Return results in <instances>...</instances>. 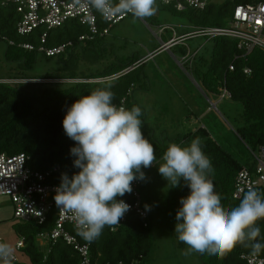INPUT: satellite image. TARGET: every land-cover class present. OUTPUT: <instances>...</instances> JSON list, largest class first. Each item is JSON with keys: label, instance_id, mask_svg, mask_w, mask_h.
<instances>
[{"label": "trees", "instance_id": "trees-1", "mask_svg": "<svg viewBox=\"0 0 264 264\" xmlns=\"http://www.w3.org/2000/svg\"><path fill=\"white\" fill-rule=\"evenodd\" d=\"M260 3H264V0H222L210 3L204 10L188 9L180 13L193 27L192 33H196L204 28H229L237 6ZM21 19L22 16L16 6L5 5L0 0V42L6 43L5 62L16 64L17 68L13 70L19 71L8 79L0 78V155L7 157L27 155L30 158L28 162L30 169L42 174L50 173L47 184L59 186L63 173L71 177L78 171L73 167L75 158L69 154L75 142L66 136L62 120L68 107L81 96H87L98 88H110L115 94L113 103L116 105L125 101L128 110L133 106L140 107L142 133L145 137L152 134L155 139L152 130L154 126L148 121V114L140 95L138 97L135 95L136 90L139 93H146L145 88L150 86V80L144 82L147 74L142 70L150 60L138 64L146 57L143 59L134 53L128 57L107 60L108 47L104 44L106 36H98L88 42L80 41V37L87 34V29L77 21L67 22L62 27L50 31L38 28L29 35L21 36L17 31ZM46 32V43L42 44L41 39ZM206 40L211 46V50L207 49L208 58L189 54L187 46L183 44L184 41L174 47L181 46L179 47L181 55L187 58L184 61L190 60L195 72L199 73V66L208 67L207 71L199 76L202 88L208 95L226 99L227 96H224L226 91L232 102L242 106L237 119L239 126L236 134L255 159L264 147V48L256 46L248 52L245 48H239V39L231 37L221 36ZM68 44L70 45L67 46ZM24 45H30L34 49L28 50ZM41 46L48 49L67 47L61 55L46 57L39 51ZM39 58L55 60L58 72L31 77L27 72L35 69ZM95 65L102 68L91 72V66ZM231 66L233 70L230 69ZM131 68L133 69L127 72ZM246 70H249V73H246ZM98 79L111 80L101 83L86 82ZM219 111L221 112L220 109ZM195 128V131H187L170 143L186 146L195 137L201 138L203 150L214 168V174L210 178L222 198L224 210L230 211L238 206L242 199L234 198L239 174L243 170L255 173L256 160L254 167L243 165L223 148L206 127ZM165 139H168L167 136L166 138L161 136L162 142L155 139L157 144H163L164 153L168 148ZM141 188L142 181L138 195L140 209L147 214L146 218L133 211L115 230H112L115 225L105 227L101 236L91 242L79 235L80 230L70 229L82 244H90L92 264H148L153 247L149 224L151 213L145 210L141 202ZM259 192L264 193V188ZM118 199L131 204L137 201L133 193L125 194ZM53 223L54 220L49 218L48 223L43 226L21 223L13 225L20 239L24 238L26 243L25 249L20 251L22 257L16 264H80L78 253L61 240L52 246L49 253L46 247L41 248L38 235L50 231ZM259 226L264 234V221H260ZM199 254L203 264H246L242 256L254 253L250 246L237 245L232 251L220 257L213 256L207 251ZM255 254L264 257V251Z\"/></svg>", "mask_w": 264, "mask_h": 264}, {"label": "clouds", "instance_id": "clouds-1", "mask_svg": "<svg viewBox=\"0 0 264 264\" xmlns=\"http://www.w3.org/2000/svg\"><path fill=\"white\" fill-rule=\"evenodd\" d=\"M105 18L131 14L136 18L155 15L156 0H90ZM110 88H98L81 96L66 110L62 127L75 142L70 148L71 177L63 173L55 188L54 201L60 210L73 213L86 241L98 239L105 227L120 224L131 206L123 199L133 191L134 181H144L147 169L157 165L154 145L142 133V110H130L113 103ZM158 166L171 188L189 189L181 197L175 215L174 233L192 251L220 257L237 245L250 246L253 253L264 251V193L254 188L244 192L238 206L225 211L215 190L214 168L205 154L200 137L181 146L171 143ZM145 210L151 208L145 205ZM14 249L0 242V264H11Z\"/></svg>", "mask_w": 264, "mask_h": 264}, {"label": "rangeland", "instance_id": "rangeland-1", "mask_svg": "<svg viewBox=\"0 0 264 264\" xmlns=\"http://www.w3.org/2000/svg\"><path fill=\"white\" fill-rule=\"evenodd\" d=\"M155 7L157 11L151 17L131 16L118 23L110 29V34L104 41L108 47L106 58L109 61L121 56L128 57L133 53L144 59L149 53L158 52L155 58L145 64L142 69L152 79V89H149L148 93L135 91L137 97L140 95L141 99L145 100L147 105H144L145 110L150 125L154 126L152 130H154L155 139L162 142L161 136L164 138L167 136L168 139L164 141L169 146L170 141L177 136L187 131H195L193 121L199 116L202 125L226 151L243 165L254 167L255 159L252 152L236 134L239 126L237 119L241 114L242 106L232 102L229 96L223 99V97L208 95L203 90L199 77L201 73L207 71L208 67L199 66V73L195 72L190 60L183 61L179 49L181 46L174 47L171 51H162L163 44L178 36L192 33L193 27L188 24L185 16L172 7L162 4H157ZM183 44L187 46L189 54L208 58L206 55L209 54L208 50H211V46L206 38L185 39ZM5 46V42H0V78L8 79L19 71L13 70L17 68L16 64L5 62ZM101 68L100 65L91 66V72ZM57 72L55 60L47 61L39 58L35 69L27 73L31 77H40L46 73ZM214 104H217V107H214ZM145 138L154 145L157 157V165L153 164L147 169H142L146 179L142 181L140 192L143 205L151 208L149 224L153 247L148 264H203L200 254L180 242L174 233L176 211L181 206L179 200L189 194V189L183 186V181L177 188L167 185V181L158 172L159 164L163 163V144H157L152 134ZM13 215V205L7 198H0V238L4 243L9 244L14 249L13 254L21 259L22 255L15 248L20 237L13 228Z\"/></svg>", "mask_w": 264, "mask_h": 264}, {"label": "built area", "instance_id": "built-area-1", "mask_svg": "<svg viewBox=\"0 0 264 264\" xmlns=\"http://www.w3.org/2000/svg\"><path fill=\"white\" fill-rule=\"evenodd\" d=\"M3 4L14 5L22 19L18 24L17 31L21 36L29 35L38 28H45L47 31L62 27L70 21H77L87 29V34L80 37V41H93L98 36H107L118 23L124 21L131 14H118L105 19L90 3V0H1ZM222 0H156V4L172 7L178 12L188 9L204 10L210 3ZM104 25V26H103ZM231 37L240 40L239 48L247 49L250 52L254 47L264 48V3L257 5L237 6L233 14V22L229 28H204L181 38H174L170 42L162 45V51L171 50L175 45L182 43L185 39L194 37ZM47 32L42 36L41 43H46ZM13 44V43H11ZM68 44L67 46H69ZM67 46L48 49L44 46L39 48L46 57L61 55ZM24 48L33 50L30 45ZM155 56L149 54L138 64L145 63ZM187 58H183V61ZM133 68L127 70L130 71ZM233 70V66L230 67ZM249 73V70L245 71ZM111 79H98L86 82L101 83ZM84 82V80H81ZM224 96H229L225 91ZM119 106L126 108L125 101ZM127 109V108H126ZM257 170L255 173L243 170L236 181L234 198L239 200L244 192L250 188L260 190L264 188V147L255 156ZM30 158L20 154L14 157L0 155V198H7L13 205L14 224H34L43 226L48 223L49 218L54 220L53 228L50 231L40 233L38 240L46 244H41V248L51 252L52 246L60 240L71 246L80 257V264H92L90 244H82L79 239L72 234L70 229L81 230L80 226L73 219V213L67 210H60L54 201L55 188L58 186L47 184L50 173L42 174L35 172L28 167ZM141 181L132 183V193L137 198L134 204L128 203L131 208L121 219L119 227L126 221L127 216L135 211L141 217L146 218L147 214L140 209V197L138 188ZM0 242L4 241L0 238ZM25 240L21 238L15 245L18 252L25 249ZM46 245V246H45ZM44 246V247H43ZM242 259L246 264H264V257L256 254L244 255ZM20 261L19 257L13 254L11 264Z\"/></svg>", "mask_w": 264, "mask_h": 264}, {"label": "crops", "instance_id": "crops-1", "mask_svg": "<svg viewBox=\"0 0 264 264\" xmlns=\"http://www.w3.org/2000/svg\"><path fill=\"white\" fill-rule=\"evenodd\" d=\"M177 38V37H176ZM179 38V37H178ZM173 40V39H172ZM166 44V43H165ZM171 51V50H170ZM158 53V52H157ZM157 53H155V56H156V54ZM149 54H154V53H149ZM148 54V55H149ZM155 56H154V58H155ZM151 62V60L148 62V63H150ZM147 80H152L148 75H147V78H145V80H144V82L146 83L147 82ZM145 89H147V92L146 93H148V91H149V89H152V84L150 83V86H149V88H145ZM146 91V90H145ZM140 98H142V96L140 97ZM141 102L143 103V105H145V106H147L146 104H145V100L144 99H141ZM214 102V101H213ZM147 103V102H146ZM144 106V107H145ZM214 107H217V104H214ZM193 115H195V114H193ZM195 116H197V115H195ZM190 122V121H189ZM195 124H193L195 127H203V125H202V121H201V118L199 117V116H197V118L193 121ZM42 244V243H41ZM43 245V244H42ZM44 247V246H43Z\"/></svg>", "mask_w": 264, "mask_h": 264}]
</instances>
